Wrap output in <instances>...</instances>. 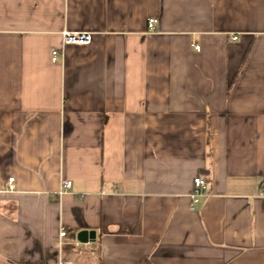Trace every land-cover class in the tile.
Instances as JSON below:
<instances>
[{"label": "crops", "instance_id": "crops-1", "mask_svg": "<svg viewBox=\"0 0 264 264\" xmlns=\"http://www.w3.org/2000/svg\"><path fill=\"white\" fill-rule=\"evenodd\" d=\"M262 180L264 0H0V264H264Z\"/></svg>", "mask_w": 264, "mask_h": 264}, {"label": "built area", "instance_id": "built-area-1", "mask_svg": "<svg viewBox=\"0 0 264 264\" xmlns=\"http://www.w3.org/2000/svg\"><path fill=\"white\" fill-rule=\"evenodd\" d=\"M155 23L154 18H150L148 20V29L152 30L153 26ZM61 37H62V43L63 44H88L91 41V32L89 31H67L63 30L61 32ZM236 35L232 36V39H236ZM195 49H199L198 45H194ZM60 52L58 49H53L51 51V60L55 61ZM13 178L10 177L8 178V181H12ZM193 183L195 185V193L193 194V201L198 200V196L203 192V190L206 189L207 187V182L200 176H196L193 178ZM261 186L264 188V180L261 181ZM71 187V181L64 179L60 182V190L59 193L61 194L62 192L66 191ZM67 235L66 229L63 226H60L59 231H58V245L60 248L64 246L65 244H71L73 247H80L81 242L78 241L77 239H74L73 241H66L65 237ZM58 264H74L72 260L67 259V258H59Z\"/></svg>", "mask_w": 264, "mask_h": 264}, {"label": "rangeland", "instance_id": "rangeland-1", "mask_svg": "<svg viewBox=\"0 0 264 264\" xmlns=\"http://www.w3.org/2000/svg\"><path fill=\"white\" fill-rule=\"evenodd\" d=\"M87 244L81 243L80 247H72L64 254V257L71 259L74 264H96V261L88 251H83Z\"/></svg>", "mask_w": 264, "mask_h": 264}, {"label": "water", "instance_id": "water-1", "mask_svg": "<svg viewBox=\"0 0 264 264\" xmlns=\"http://www.w3.org/2000/svg\"><path fill=\"white\" fill-rule=\"evenodd\" d=\"M94 237H95L94 230L82 229V230H79L76 234V239L80 241L81 243H87L90 240L94 239Z\"/></svg>", "mask_w": 264, "mask_h": 264}, {"label": "trees", "instance_id": "trees-1", "mask_svg": "<svg viewBox=\"0 0 264 264\" xmlns=\"http://www.w3.org/2000/svg\"><path fill=\"white\" fill-rule=\"evenodd\" d=\"M66 236H68L67 237L68 239H71L72 238V234H70V235L68 234ZM66 247H70L69 244L63 246V248H66Z\"/></svg>", "mask_w": 264, "mask_h": 264}]
</instances>
